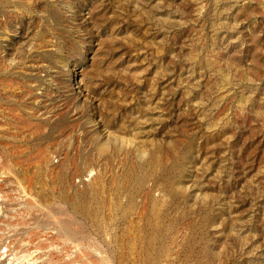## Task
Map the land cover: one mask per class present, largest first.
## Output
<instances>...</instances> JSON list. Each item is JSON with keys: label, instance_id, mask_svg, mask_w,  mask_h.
I'll list each match as a JSON object with an SVG mask.
<instances>
[{"label": "rangeland", "instance_id": "1", "mask_svg": "<svg viewBox=\"0 0 264 264\" xmlns=\"http://www.w3.org/2000/svg\"><path fill=\"white\" fill-rule=\"evenodd\" d=\"M0 264H264V0H0Z\"/></svg>", "mask_w": 264, "mask_h": 264}, {"label": "bare ground", "instance_id": "2", "mask_svg": "<svg viewBox=\"0 0 264 264\" xmlns=\"http://www.w3.org/2000/svg\"><path fill=\"white\" fill-rule=\"evenodd\" d=\"M105 146V144H102V147H104Z\"/></svg>", "mask_w": 264, "mask_h": 264}]
</instances>
